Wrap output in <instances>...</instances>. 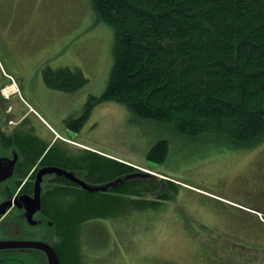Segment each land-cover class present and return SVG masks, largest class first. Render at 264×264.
I'll return each instance as SVG.
<instances>
[{
    "label": "rangeland",
    "instance_id": "obj_1",
    "mask_svg": "<svg viewBox=\"0 0 264 264\" xmlns=\"http://www.w3.org/2000/svg\"><path fill=\"white\" fill-rule=\"evenodd\" d=\"M28 24L37 27L33 34L25 29ZM113 45L114 30L98 19L91 0H0V80L9 82L10 77L18 85L13 99L0 97L2 120L8 117L3 105L9 114L29 111L27 125L47 140L59 132L67 142L59 140L57 146L67 154L89 149L174 182L153 176L131 183L134 192L120 196L113 207L116 216L82 222L76 235L86 264H126V258L127 264L133 258L143 264H160L161 259L190 264L198 257L204 264L214 262L211 253L218 251L208 238L237 246L244 236L254 239L257 234L243 233L252 214L236 212L241 205L264 208V201L250 192L264 182V140L242 144L226 135L181 134L113 101L97 104L78 124L89 97L107 88ZM47 67L80 69L88 81L74 92L50 87L43 76ZM161 139L169 144L166 160H148V151ZM67 172L83 187L104 186L86 178L84 171ZM60 186L65 184L57 182ZM25 218L31 220V215L27 212ZM251 245L264 252V243Z\"/></svg>",
    "mask_w": 264,
    "mask_h": 264
},
{
    "label": "trees",
    "instance_id": "obj_2",
    "mask_svg": "<svg viewBox=\"0 0 264 264\" xmlns=\"http://www.w3.org/2000/svg\"><path fill=\"white\" fill-rule=\"evenodd\" d=\"M91 4L98 19L114 30V62L106 90L89 97L78 124L97 104L113 101L181 134L226 135L242 144L264 140V0H91ZM43 76L50 87L66 92L77 91L88 81L80 69L69 67H47ZM70 121L66 119L73 127ZM23 138L31 142L37 136L29 133ZM57 143L49 156L56 167L84 171L96 184L109 185L89 189L52 171L57 182L65 184L57 187L56 182L55 216L61 238L68 231L76 239L86 220L113 218L120 196L134 192L130 184L153 177L89 149L67 154ZM168 151V141L161 139L147 158L163 163Z\"/></svg>",
    "mask_w": 264,
    "mask_h": 264
},
{
    "label": "flooded vegetation",
    "instance_id": "obj_3",
    "mask_svg": "<svg viewBox=\"0 0 264 264\" xmlns=\"http://www.w3.org/2000/svg\"><path fill=\"white\" fill-rule=\"evenodd\" d=\"M28 28L32 34L37 30L33 24ZM8 78L9 82L0 80L3 101L16 95L14 91L8 95L3 92L12 85ZM3 108L8 117H0V264H54V254L59 264H86L83 243L68 231L61 238L57 229V175L43 172L59 166L55 158L49 157L51 148L56 147L55 138L47 140L34 126L27 125L28 111L9 114V109ZM29 133L37 138L25 141L23 136ZM261 164L264 172V159ZM255 185L258 188H252L251 194L264 201V182ZM27 212L31 220L25 218Z\"/></svg>",
    "mask_w": 264,
    "mask_h": 264
},
{
    "label": "crops",
    "instance_id": "obj_4",
    "mask_svg": "<svg viewBox=\"0 0 264 264\" xmlns=\"http://www.w3.org/2000/svg\"><path fill=\"white\" fill-rule=\"evenodd\" d=\"M239 210L240 212H236V213L246 212L242 209ZM248 219H250L249 222L244 221L247 224L243 227V231H244L243 233H245V235H252V236H254V234H257L256 236H254V239L244 236L246 238L242 239L243 241L242 243L240 242L242 246H237V245H232L231 243H228L227 241H224L221 238L216 240L212 238H208L210 240L208 241V243L215 246L218 249V251H216L215 253L214 252L211 253L216 256L214 262L205 260L204 264H254L256 261L259 260L262 262L261 264H264V259L262 258L264 252L262 253L260 248L251 245L252 243L255 242L264 243V224L258 223L255 215L249 216ZM215 242H217V244H215ZM246 244H250V245H246ZM205 245L209 246L208 244ZM222 249L224 251L223 253L221 252ZM199 254L200 252H198V254H195L194 256L198 257ZM186 256L183 255L182 257L185 258ZM195 259L192 258L190 264H201V262L199 261V257L196 260ZM129 264H143V262L139 259L133 258L129 260ZM160 264H180V262H175V261L171 262L169 259L168 260L161 259ZM182 264H187V263L184 262Z\"/></svg>",
    "mask_w": 264,
    "mask_h": 264
},
{
    "label": "water",
    "instance_id": "obj_5",
    "mask_svg": "<svg viewBox=\"0 0 264 264\" xmlns=\"http://www.w3.org/2000/svg\"><path fill=\"white\" fill-rule=\"evenodd\" d=\"M52 171H54V170H56V171H58L59 173H65V174H67L71 179H73L74 181H77V182H79L80 184L82 183L81 182V180L80 179H78L77 177H74V176H71V174L70 173H68L66 170H63V169H61V168H56V169H51ZM38 186H39V183H38ZM109 185H104L103 187H101V188H89V189H106L107 187H108ZM87 188V187H86ZM39 189V188H38ZM39 192V191H38ZM54 254V253H53ZM53 259H54V264H59V262H58V258L56 257V255L54 254V257H53Z\"/></svg>",
    "mask_w": 264,
    "mask_h": 264
},
{
    "label": "bare ground",
    "instance_id": "obj_6",
    "mask_svg": "<svg viewBox=\"0 0 264 264\" xmlns=\"http://www.w3.org/2000/svg\"><path fill=\"white\" fill-rule=\"evenodd\" d=\"M10 88H9V90H13L14 89V86H9Z\"/></svg>",
    "mask_w": 264,
    "mask_h": 264
}]
</instances>
